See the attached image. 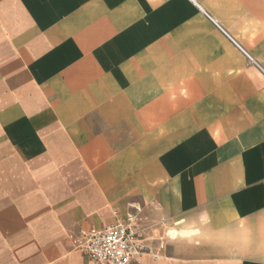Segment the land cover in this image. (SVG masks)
Returning a JSON list of instances; mask_svg holds the SVG:
<instances>
[{
    "label": "crops",
    "instance_id": "0c3cea01",
    "mask_svg": "<svg viewBox=\"0 0 264 264\" xmlns=\"http://www.w3.org/2000/svg\"><path fill=\"white\" fill-rule=\"evenodd\" d=\"M264 0H0V264H264ZM131 219V222L128 220Z\"/></svg>",
    "mask_w": 264,
    "mask_h": 264
},
{
    "label": "built area",
    "instance_id": "2783aa9c",
    "mask_svg": "<svg viewBox=\"0 0 264 264\" xmlns=\"http://www.w3.org/2000/svg\"><path fill=\"white\" fill-rule=\"evenodd\" d=\"M222 31V29H220ZM224 35L244 54L263 75L264 70L255 62L236 42L224 31ZM131 222V219L128 220ZM138 232L121 221L104 226L99 229H91L80 251L93 264H138L144 254L150 253V249L143 246Z\"/></svg>",
    "mask_w": 264,
    "mask_h": 264
},
{
    "label": "rangeland",
    "instance_id": "374dc122",
    "mask_svg": "<svg viewBox=\"0 0 264 264\" xmlns=\"http://www.w3.org/2000/svg\"><path fill=\"white\" fill-rule=\"evenodd\" d=\"M263 69V68H262ZM264 70V69H263Z\"/></svg>",
    "mask_w": 264,
    "mask_h": 264
}]
</instances>
